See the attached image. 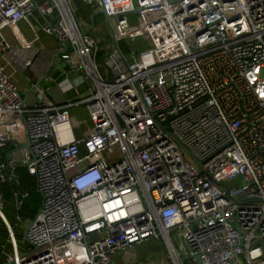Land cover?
I'll use <instances>...</instances> for the list:
<instances>
[{"label": "built area", "instance_id": "obj_1", "mask_svg": "<svg viewBox=\"0 0 264 264\" xmlns=\"http://www.w3.org/2000/svg\"><path fill=\"white\" fill-rule=\"evenodd\" d=\"M81 1L108 24L107 77L67 0H0V186L24 168L41 196L4 264H115L149 239L160 260L123 264H264V0ZM41 34L91 81L79 103L22 100Z\"/></svg>", "mask_w": 264, "mask_h": 264}, {"label": "crops", "instance_id": "obj_2", "mask_svg": "<svg viewBox=\"0 0 264 264\" xmlns=\"http://www.w3.org/2000/svg\"><path fill=\"white\" fill-rule=\"evenodd\" d=\"M67 2L71 10H73V13L77 16L83 17V11L86 10H88L89 16L94 14L91 13V10L83 4L81 0H67ZM31 22L37 26L42 23V20L34 16L31 18ZM18 29L27 40L32 38L30 26L27 23H19ZM5 35L8 39L10 38L9 32H5ZM39 44L41 50L49 49L53 52L56 50L59 51L54 38L51 36H43L41 34ZM58 54L59 52L57 55H53V58L51 59L53 60L52 65L49 66V60L45 69H42L43 66H36L34 61V65L25 73H19L14 76V82L23 101L30 103L33 100H36L39 96L52 100L53 98L51 97V94H55L53 89L57 90L59 95L61 94V96L58 97L57 102L62 104L67 102L73 104H75V102L79 103L80 100L88 95L91 81L85 78L82 71L71 70L68 68L67 62L61 60ZM46 61L47 59H45L43 63L45 64ZM46 70L47 73L45 77L41 79ZM104 71L105 73L102 74L104 77H107L106 69ZM74 111L75 110H71V113ZM78 132L80 133V131ZM1 193L4 198V204L0 216V263L4 264L6 258L15 252L22 255L26 251L27 244L25 241V230L32 218L27 216V207L23 208L22 206L18 207L17 205V202L19 201H22L23 205V202L26 199L21 198V193L14 190H10L9 193L8 191H1ZM7 229H10L13 239L9 237Z\"/></svg>", "mask_w": 264, "mask_h": 264}, {"label": "rangeland", "instance_id": "obj_3", "mask_svg": "<svg viewBox=\"0 0 264 264\" xmlns=\"http://www.w3.org/2000/svg\"><path fill=\"white\" fill-rule=\"evenodd\" d=\"M83 14V17L77 16L76 14L74 15L80 29L83 32H87L98 42L99 52L101 51V55L99 56H103V58H97V65L99 67L100 72L104 74V70L106 69L105 62L108 56L114 50V43L109 32L108 24L102 14L94 13L89 16L88 10L83 11ZM141 17L143 16L140 13H136L134 15H131L130 19L134 20L136 23H139L142 21ZM127 46H129L134 51L146 48V44L142 39L130 41L128 42ZM58 52V50L54 52L49 49L41 50L38 53L37 59L35 60L36 66H43L42 69H45L49 60L51 61L53 55H57ZM45 59H47V61L44 64L43 61ZM263 74L264 69H262V75ZM71 118L75 122L87 121L88 123V113L85 107L82 106L80 109H75V111L71 113ZM165 253V247L162 242H156L153 239H149L140 245L133 246L130 250H127L124 253L118 252L114 257H112V259H114L115 264H123L125 260L128 262L130 257L134 258L132 259V261L153 262L160 260V256H164Z\"/></svg>", "mask_w": 264, "mask_h": 264}, {"label": "trees", "instance_id": "obj_4", "mask_svg": "<svg viewBox=\"0 0 264 264\" xmlns=\"http://www.w3.org/2000/svg\"><path fill=\"white\" fill-rule=\"evenodd\" d=\"M118 48L126 53L128 51V46L127 43L122 41L118 43ZM101 55V51L97 53V58H103V56H99ZM16 176L18 178V185H2L0 186V190L1 191H8V193L10 192V190H14L17 191L19 193L21 192H27V197L23 202L22 207L26 208L27 207V216H29L30 218H33L39 207H40V202H41V196L38 194V192L35 189V181L33 176L29 175L27 173V171L24 168H16L15 170Z\"/></svg>", "mask_w": 264, "mask_h": 264}, {"label": "water", "instance_id": "obj_5", "mask_svg": "<svg viewBox=\"0 0 264 264\" xmlns=\"http://www.w3.org/2000/svg\"><path fill=\"white\" fill-rule=\"evenodd\" d=\"M95 14H102V15H103L102 12H96ZM52 63H53V60L50 61V65H49V66H51ZM46 73H47V70L45 71V73L43 74V76L41 77V79H43V78L45 77ZM37 84H38V83H37Z\"/></svg>", "mask_w": 264, "mask_h": 264}, {"label": "clouds", "instance_id": "obj_6", "mask_svg": "<svg viewBox=\"0 0 264 264\" xmlns=\"http://www.w3.org/2000/svg\"><path fill=\"white\" fill-rule=\"evenodd\" d=\"M258 253H253V255H257Z\"/></svg>", "mask_w": 264, "mask_h": 264}]
</instances>
